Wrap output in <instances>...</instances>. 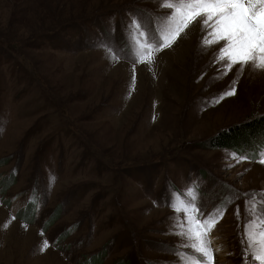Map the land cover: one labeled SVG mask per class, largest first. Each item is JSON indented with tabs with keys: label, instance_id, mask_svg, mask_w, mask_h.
I'll use <instances>...</instances> for the list:
<instances>
[{
	"label": "rangeland",
	"instance_id": "rangeland-1",
	"mask_svg": "<svg viewBox=\"0 0 264 264\" xmlns=\"http://www.w3.org/2000/svg\"><path fill=\"white\" fill-rule=\"evenodd\" d=\"M66 3L67 14L96 12L84 34L42 33L58 24L45 10ZM168 11L161 0H0V264H183L197 221L217 210L203 236L213 264H245L264 150L237 157L207 143L264 116V71L221 75L224 41L205 46L212 29L199 21L136 62L133 20L155 33Z\"/></svg>",
	"mask_w": 264,
	"mask_h": 264
},
{
	"label": "snow or ice",
	"instance_id": "snow-or-ice-1",
	"mask_svg": "<svg viewBox=\"0 0 264 264\" xmlns=\"http://www.w3.org/2000/svg\"><path fill=\"white\" fill-rule=\"evenodd\" d=\"M161 7L169 11L158 18L160 27L155 33L136 20L130 26V36L137 49L136 62L142 63L147 58L151 63L153 51L158 52L170 46L192 23L199 21L205 28L212 29L213 40H205V46L224 41L216 57L223 62L221 75H227L237 66L239 72L246 67L264 71V0H161ZM235 91L233 82L219 99L235 95ZM257 162L264 164V152ZM259 195L262 197L261 211L245 226L242 238V243L246 245L245 264L249 260L252 264H264V193ZM180 203L183 204L182 201ZM248 203L251 205L249 211L256 213V204L252 201ZM175 210L183 209L176 207ZM222 214V211L217 210L206 219L197 221L198 228H203L204 232L197 231L199 242L191 245L196 255L181 256L183 264H213L214 252L209 247L210 241L204 240L203 236L214 228ZM177 227L183 228V224L178 222ZM178 234L192 239L188 232L181 231ZM47 246L48 242L44 241L43 247Z\"/></svg>",
	"mask_w": 264,
	"mask_h": 264
},
{
	"label": "trees",
	"instance_id": "trees-1",
	"mask_svg": "<svg viewBox=\"0 0 264 264\" xmlns=\"http://www.w3.org/2000/svg\"><path fill=\"white\" fill-rule=\"evenodd\" d=\"M85 2V1H84ZM69 3H66L65 5L61 6L59 9H56L54 11L53 7H50L48 10H45L46 12H55L54 15L55 21L58 22L55 23V27H48L49 29H44L42 33H55L51 34V36L55 37L56 32H58V29L61 31L66 30V26L71 28V24H73L74 28H76L77 31H79L80 36L84 34V29H86V22H88L96 13H82L78 12L77 14H74L70 12L67 14L65 12V8L67 7ZM148 15H151L150 12H147L146 17ZM80 16V17H76ZM98 18V17H97ZM100 18V17H99ZM98 18V19H99ZM148 22V21H146ZM57 24V25H56ZM75 24V25H74ZM150 24V23H149ZM59 25V26H58ZM58 26V27H57ZM52 28V30H51ZM50 36V34H48ZM208 148L211 150H227L232 153H234L237 157H241L242 155L245 157H251L255 154L261 153V151L264 150V116L261 115L259 117L252 118L251 120H248L247 122L235 124L232 126H229L228 128L222 130L220 133H218L216 136L212 137L208 140ZM5 180L3 181L1 191L0 193L7 192V187L9 185H4ZM1 185V181H0ZM33 206V207H31ZM30 211L32 214L30 221H33L34 211L35 207L32 204H29L28 207L25 210ZM59 213L56 217L52 216V219L49 221L48 224H52L58 217ZM102 256H95V259L92 261H89L88 264H95V261H97L96 264L102 263ZM118 264H129L128 261L123 259Z\"/></svg>",
	"mask_w": 264,
	"mask_h": 264
}]
</instances>
